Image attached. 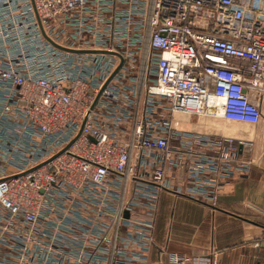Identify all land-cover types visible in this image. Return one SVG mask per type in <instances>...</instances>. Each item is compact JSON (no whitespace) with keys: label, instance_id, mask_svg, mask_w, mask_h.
Listing matches in <instances>:
<instances>
[{"label":"built area","instance_id":"2783aa9c","mask_svg":"<svg viewBox=\"0 0 264 264\" xmlns=\"http://www.w3.org/2000/svg\"><path fill=\"white\" fill-rule=\"evenodd\" d=\"M0 89V264H144L162 192L250 169L178 125L262 120L264 0H0Z\"/></svg>","mask_w":264,"mask_h":264},{"label":"crops","instance_id":"0c3cea01","mask_svg":"<svg viewBox=\"0 0 264 264\" xmlns=\"http://www.w3.org/2000/svg\"><path fill=\"white\" fill-rule=\"evenodd\" d=\"M260 104L263 118L257 124L212 116L179 123L184 131L232 139L251 166L224 178L216 205L162 192L144 264H264V95Z\"/></svg>","mask_w":264,"mask_h":264}]
</instances>
